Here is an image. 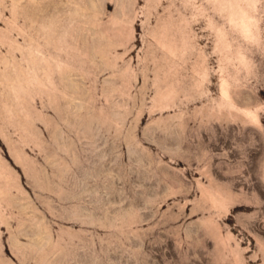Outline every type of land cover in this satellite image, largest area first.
<instances>
[{
	"label": "rangeland",
	"instance_id": "1",
	"mask_svg": "<svg viewBox=\"0 0 264 264\" xmlns=\"http://www.w3.org/2000/svg\"><path fill=\"white\" fill-rule=\"evenodd\" d=\"M0 264H264V0H0Z\"/></svg>",
	"mask_w": 264,
	"mask_h": 264
},
{
	"label": "bare ground",
	"instance_id": "2",
	"mask_svg": "<svg viewBox=\"0 0 264 264\" xmlns=\"http://www.w3.org/2000/svg\"><path fill=\"white\" fill-rule=\"evenodd\" d=\"M2 218H3V217H2ZM40 234H41V233H40ZM40 234H38V233H37V234H35V233H34V234H33V237H29V238H30V240H31V241H30V243H31V242L35 243V242L37 241V239H36V238H38V236L40 237V240H42V241H43V239H41V236H40ZM25 235H26V234H25ZM27 236H29V235H27ZM38 240H39V238H38ZM40 240H39V241H40ZM40 243H42V242H40ZM37 244H39V242H38Z\"/></svg>",
	"mask_w": 264,
	"mask_h": 264
}]
</instances>
